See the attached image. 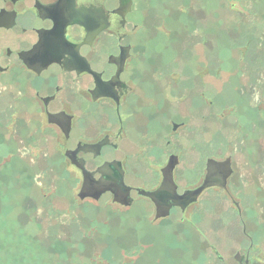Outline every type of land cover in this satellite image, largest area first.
I'll return each mask as SVG.
<instances>
[{
    "label": "flooded vegetation",
    "instance_id": "af4514ba",
    "mask_svg": "<svg viewBox=\"0 0 264 264\" xmlns=\"http://www.w3.org/2000/svg\"><path fill=\"white\" fill-rule=\"evenodd\" d=\"M165 1L0 0V81L20 92L22 107L44 120V132L63 141L62 157L81 177L80 188L78 166L95 182L122 178L127 205L114 200L122 196L117 190L80 201L98 202L107 195L158 233L180 227L177 232L200 239L207 263L264 264L258 257L264 254L258 210L264 192L252 193L257 188L248 182L247 171L236 167L233 154L208 153L201 134L188 149L187 103L212 102L202 90L188 88L186 50L189 42L212 39L219 49V23L194 20L193 0H167L173 5L167 13L151 14ZM214 1L206 12L218 21L223 9L221 0ZM238 1L222 0L223 8L242 13ZM255 1L264 13V0ZM249 9L242 11L255 19ZM261 35L252 36L247 46L260 42ZM225 37L227 45L235 44ZM174 42L182 49H174ZM167 44L171 56L165 58ZM153 57L164 65L156 68ZM252 121L264 126V118ZM186 151L197 158L194 168H182ZM205 184L193 202L176 199Z\"/></svg>",
    "mask_w": 264,
    "mask_h": 264
},
{
    "label": "rangeland",
    "instance_id": "374dc122",
    "mask_svg": "<svg viewBox=\"0 0 264 264\" xmlns=\"http://www.w3.org/2000/svg\"><path fill=\"white\" fill-rule=\"evenodd\" d=\"M165 2L151 14L167 13L173 5ZM214 4H189L198 23H219L221 38L219 49L212 39L195 40L192 46L189 42L186 50L188 88L202 90L204 99L212 102L187 103L192 128L186 136L188 149H194L193 139L201 134L207 139V152L233 154L236 167L247 171L248 182L257 188L252 193L262 195L264 126L252 120L264 118V13L258 8L261 3L239 0L236 6L242 13L232 14L221 0L223 10L218 21H212L206 11ZM248 8L255 19L243 13ZM258 33L260 42L248 47L247 40ZM225 35L235 44L227 45ZM181 46L173 44L174 49ZM165 50V58L170 57L169 44ZM156 64L164 65L153 57L157 68ZM20 97L17 89L0 81V264H214L204 261L200 239L182 235L180 227L175 226L178 232L172 226L158 233L148 222H136L131 210L114 205L107 195L98 202L80 201L81 177L62 157L65 144L44 132V120L23 108ZM250 105L258 111L251 112ZM194 158L186 151L182 168H194ZM258 210L264 220V206ZM258 257L264 261V254Z\"/></svg>",
    "mask_w": 264,
    "mask_h": 264
},
{
    "label": "water",
    "instance_id": "95a60500",
    "mask_svg": "<svg viewBox=\"0 0 264 264\" xmlns=\"http://www.w3.org/2000/svg\"><path fill=\"white\" fill-rule=\"evenodd\" d=\"M78 167L81 169L83 176L82 186L77 195L78 199L84 200L90 198L93 200H98L100 196L106 191L113 192L114 190H117V191H121L122 196L120 198H115L114 200L122 205H127L126 189L123 186L122 178L120 176L119 178L106 177V179L103 181L95 182L94 180L90 179L91 178L90 175L86 173V171L81 166ZM164 183H166V179L164 180ZM165 186L166 185H164V187ZM205 187H207L206 184L201 188H198L197 190L192 192H188L181 197H177L176 199L177 200L179 199L180 201H186V203H191L197 198V196L201 193V191ZM141 193H142L141 195L151 199H154L155 197L153 193H146L143 191Z\"/></svg>",
    "mask_w": 264,
    "mask_h": 264
}]
</instances>
